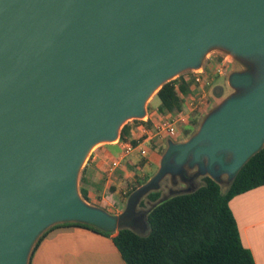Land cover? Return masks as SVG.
<instances>
[{"label":"water","instance_id":"obj_1","mask_svg":"<svg viewBox=\"0 0 264 264\" xmlns=\"http://www.w3.org/2000/svg\"><path fill=\"white\" fill-rule=\"evenodd\" d=\"M212 46L264 64V0H0V264H28L38 235L56 223L127 227L130 213L111 215L78 195L81 161ZM229 82L240 91L169 145L160 176L130 194L127 211L174 156V173L206 161L211 178L231 182L264 145V67Z\"/></svg>","mask_w":264,"mask_h":264},{"label":"trees","instance_id":"obj_2","mask_svg":"<svg viewBox=\"0 0 264 264\" xmlns=\"http://www.w3.org/2000/svg\"><path fill=\"white\" fill-rule=\"evenodd\" d=\"M220 60L221 57L210 59L206 69ZM190 90V81L183 77L166 81L155 93L159 100L156 111L176 115L183 109V96ZM137 120L140 119H134ZM128 123L121 126L119 140H127ZM145 124L149 126L148 121ZM183 132L185 136L196 132H193V120L186 122ZM142 139H130V143L136 146ZM202 180L203 183L194 190L175 194L155 204L146 216L149 231L145 235L127 227L104 231L79 221L56 223L38 235L30 256L52 228L77 225L105 235L113 234L112 240L126 264H255L250 251L242 244L229 201L237 194L264 184V145L241 166L225 191L208 175ZM140 184L132 186L126 196ZM78 192L86 198L79 187ZM158 195L157 191L147 194L152 201H156Z\"/></svg>","mask_w":264,"mask_h":264},{"label":"crops","instance_id":"obj_3","mask_svg":"<svg viewBox=\"0 0 264 264\" xmlns=\"http://www.w3.org/2000/svg\"><path fill=\"white\" fill-rule=\"evenodd\" d=\"M146 115V119L128 123L130 131L126 141L118 139L107 147H96L88 155L77 178V186L85 192L86 198L82 199L87 204L117 215L109 206L122 184V179L114 173L121 164L111 169V163L120 155V151L131 144L130 139L140 140L143 137L134 146V174L158 164L160 157L155 151H147L148 159L142 165L135 159V153L143 148L142 145L153 139L151 133L157 130L163 114L146 111ZM146 121L149 126L145 124ZM150 179L148 177L145 181ZM229 206L242 244L250 251L255 264H264V184L233 196ZM112 235L77 225L56 226L46 233L29 255L28 264H126Z\"/></svg>","mask_w":264,"mask_h":264},{"label":"rangeland","instance_id":"obj_4","mask_svg":"<svg viewBox=\"0 0 264 264\" xmlns=\"http://www.w3.org/2000/svg\"><path fill=\"white\" fill-rule=\"evenodd\" d=\"M214 57L226 58L224 60V64L222 66L220 74H217L215 72L214 66L206 69L207 75L210 79V84L206 88V98L202 100V102H204V105L200 107V110L191 113L184 112V120L182 121V123L177 125L178 133L176 134V136L171 137L165 132L156 134L157 130L152 131L151 135H154H152L153 139L146 141L142 145V147L146 150V155L143 156L139 151L135 153V159L137 163L142 165L148 159L147 151H155L160 157L158 164L151 166V168H149L147 171L139 170V174H134V149H132L127 154H125L124 158L120 162L121 166L114 172L115 175H118L122 179V184L121 186H119V192L115 196H113L112 200H110L109 209L115 212L117 215L130 213L132 220L129 223H126V226L141 235H145L148 232L146 214L155 204L175 194L188 192L197 188L200 184L203 183V176H210L207 173L206 161L202 163V166L200 168L198 167V165L192 163L183 164V169L181 168L179 171L174 173L173 170L180 165L176 163L175 156L171 158L167 163L170 169H168L163 175H161V177L157 180L156 185L152 189L148 190L140 197H138L135 210L133 208V210H130V212L127 211V201L130 197V194L134 190L128 196H126V193L131 190V187L136 185L137 183H141L140 186L145 184L146 178H156L160 176L161 160L166 154L169 145L171 143L184 142L190 136V134L185 136L183 132L184 125L188 120H193V132L197 131L203 120L210 113L217 110L226 99L237 94L240 91V89H236L230 84L229 78L231 74L236 72L248 71L254 73L256 70L261 71L264 67V64L261 60H253L250 62L245 58H241L233 53H229L227 49L221 46L210 47L204 54L201 64L205 67L210 59H214ZM179 76L185 78L187 81H190L192 85L191 79L193 73L191 69H182L175 75L170 77L169 80L178 78ZM216 88L219 89L218 92H215ZM241 91H244L243 88ZM158 104L159 100L154 93L152 97H150L148 101L145 102V110L148 112L154 111L156 114L158 113L156 111ZM146 116L147 115L145 113L144 117H131L128 118L124 123L134 121V119H146ZM172 116L174 115H161L162 119H170ZM118 139L119 134L118 138L114 142H112L111 139L108 141H99L93 146L90 153L94 149H96V147H107L108 144L116 143ZM122 152H124V149L120 151V153ZM215 169L216 168H214L213 170V174H217V171ZM212 178H214L220 184L222 191H225L230 184V178L226 173L217 174L216 177ZM155 191L158 192L159 197L156 201H152L148 198L147 194L149 192ZM78 195L80 196L79 192ZM134 211H138L140 213V215H138L141 217H134Z\"/></svg>","mask_w":264,"mask_h":264},{"label":"built area","instance_id":"obj_5","mask_svg":"<svg viewBox=\"0 0 264 264\" xmlns=\"http://www.w3.org/2000/svg\"><path fill=\"white\" fill-rule=\"evenodd\" d=\"M225 58L226 57L221 58V60L214 65L215 72L217 74L221 73ZM191 71L193 73L191 79V90L188 94L183 96V109L176 115L172 116L170 119H162L157 127V134L165 132L171 137L176 136V134L178 133L177 125L182 123V121L184 120V112L191 113L194 111H198L200 110V107L204 105V102H202V100L206 98V88L210 84V79L207 75L206 67L201 64L199 67L191 69ZM132 149H134V146L128 144L124 148V152L120 153V155L112 161L111 169L116 168L124 158L125 154H127ZM139 152L142 155L146 154V150L144 148H140Z\"/></svg>","mask_w":264,"mask_h":264},{"label":"bare ground","instance_id":"obj_6","mask_svg":"<svg viewBox=\"0 0 264 264\" xmlns=\"http://www.w3.org/2000/svg\"><path fill=\"white\" fill-rule=\"evenodd\" d=\"M159 87H160V85L156 86V87L150 92V94H149L148 97L146 98V101H148V99H149L150 97H152V95H153L154 93H156V91L159 89ZM144 116H145V115H143L142 117H144ZM129 118H130V117H129ZM127 119H128V118H127ZM118 132H119V129H118ZM117 138H118V134H116V136H115L114 138H112L111 141L114 142V141H116ZM95 144H96V143H93V144L88 148L86 154L84 155V157H83V159H82V161H81L80 167H82L83 164L85 163V160L87 159V157H88V155H89L91 149L93 148V146H94Z\"/></svg>","mask_w":264,"mask_h":264}]
</instances>
